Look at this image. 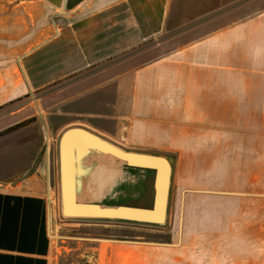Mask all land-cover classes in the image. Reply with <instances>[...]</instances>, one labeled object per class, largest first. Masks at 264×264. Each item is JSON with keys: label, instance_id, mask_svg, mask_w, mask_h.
<instances>
[{"label": "crops", "instance_id": "1", "mask_svg": "<svg viewBox=\"0 0 264 264\" xmlns=\"http://www.w3.org/2000/svg\"><path fill=\"white\" fill-rule=\"evenodd\" d=\"M20 98L48 119L1 128L0 264H51L47 130L73 123L175 154L182 194L251 198L177 200L171 241L94 264H264V0H0V106Z\"/></svg>", "mask_w": 264, "mask_h": 264}, {"label": "water", "instance_id": "2", "mask_svg": "<svg viewBox=\"0 0 264 264\" xmlns=\"http://www.w3.org/2000/svg\"><path fill=\"white\" fill-rule=\"evenodd\" d=\"M175 160L173 153L126 147L85 125L70 124L56 140L59 214L165 226Z\"/></svg>", "mask_w": 264, "mask_h": 264}, {"label": "rangeland", "instance_id": "3", "mask_svg": "<svg viewBox=\"0 0 264 264\" xmlns=\"http://www.w3.org/2000/svg\"><path fill=\"white\" fill-rule=\"evenodd\" d=\"M26 102H28L27 98H20L9 104L0 106V130H2L1 128H3L4 124H6L8 121H11L18 116L24 117L28 115V113L33 114V112L35 111V116L40 118V120L42 121L44 120L45 113L40 107L42 106L40 100L37 99L32 101L28 107H26L22 112L13 117V113L11 112V110L23 105V103ZM31 119L32 118H30V120ZM61 130L62 129L55 128L47 130L49 137L47 142L50 148L49 151L51 150V155L53 152V145L55 146L56 152V140ZM2 132L3 130L0 131V134H2ZM259 172L261 173V176L258 177V182L259 184H261V186H264V171L261 170ZM120 175L122 177L121 173ZM123 176L124 178H126L128 176V173L125 172ZM174 180L175 172L170 195L168 222L165 226L158 227L148 224L130 222L62 218L59 214L57 178L56 180H52L51 178V185L53 186L51 193V206L53 207L54 211L50 223V234L52 239V253L50 256L51 264H94L96 252H135V250L140 248V244L134 245V243L136 242H153V244L150 243L149 246L156 247L157 245L155 244L158 242L171 241V229L177 228L176 218L178 216L177 213L179 212L178 209L175 208V202L177 200L251 199L244 197L238 198L241 196L237 197L235 194H226L219 192L194 193L185 191L182 194V192L177 191V186Z\"/></svg>", "mask_w": 264, "mask_h": 264}]
</instances>
